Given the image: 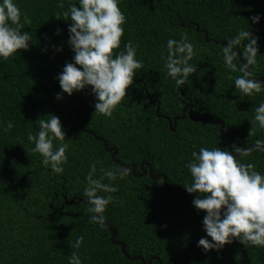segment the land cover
Here are the masks:
<instances>
[{
  "label": "trees",
  "instance_id": "1",
  "mask_svg": "<svg viewBox=\"0 0 264 264\" xmlns=\"http://www.w3.org/2000/svg\"><path fill=\"white\" fill-rule=\"evenodd\" d=\"M63 2L61 9L60 0H16L21 23L24 13L31 21L22 31L30 32L33 42L28 50L0 59V121L13 123L8 132L0 130V264H69L72 251L80 253L83 264H142L128 260L112 244L110 228L117 231V239L125 243L132 257L157 256L164 264H228L229 245L219 252H205L198 246V240L206 237V213L198 212L176 191L162 184L155 187L150 179H137L130 172L123 179H105L119 189L111 194L115 200L104 213L108 226L91 222L83 197L90 163L99 161L114 169L120 166L81 125L86 119V129L105 138L108 147H116L117 158L124 165L148 161L168 176L169 183L182 187L191 179L185 163L192 159L193 151L228 148L233 137L225 138L216 126L189 119L180 121L178 132H172L156 116L144 84L151 98L161 102L160 114H172L174 109L180 114L182 105L191 103L194 111L238 131L247 146L264 140V129L249 135L253 109L264 101V92L249 97L236 91L234 77L239 73H231L233 79H229L221 53L226 38L248 28L259 37V51L264 54V0H121L127 17L121 49L128 40L138 44L137 58L143 61V68L111 118L94 115L90 87L71 96L60 88L57 77L72 62L74 53L67 42L71 21L58 20L55 15L78 0ZM257 14L261 21L254 24L250 18ZM182 34L198 45V54L190 61L198 67L190 81L177 87L166 75L161 53L166 54L162 46L169 38L180 39ZM61 46L62 51L56 50ZM258 60L254 77L264 78V56L258 54ZM57 93L63 95L62 100L56 98ZM49 114L60 118L69 144L61 174H51V169L42 166L40 155L31 151L34 145L27 139L30 131H38L37 119ZM243 162L253 163L264 174V152L254 148ZM100 166L98 163L97 176ZM76 197L83 200L64 205L65 200ZM81 235V247L72 249L70 243ZM235 242L236 264H264V247Z\"/></svg>",
  "mask_w": 264,
  "mask_h": 264
},
{
  "label": "clouds",
  "instance_id": "2",
  "mask_svg": "<svg viewBox=\"0 0 264 264\" xmlns=\"http://www.w3.org/2000/svg\"><path fill=\"white\" fill-rule=\"evenodd\" d=\"M120 3L121 0H78L55 15L58 20L71 21L67 42L74 53L72 62L66 63L57 77L62 92L71 96L90 87L95 97L94 115L107 118H111L126 99L134 77L143 68V61L137 58L138 44L128 40L121 49L127 17ZM59 6L64 8L63 0ZM21 17L16 0H0V59L7 60L21 50H28L33 42L31 33L22 31L31 21L26 13L23 14V23ZM250 19L258 24L261 15ZM60 32L58 28L57 34ZM258 41L259 37L251 30L241 28L235 36L226 38L221 47L229 79H233L231 73H239L234 77V86L243 96L264 92V81L254 77V69L259 66L258 54L264 56L260 54ZM163 47H166V54L161 53L166 75L177 87L185 85L197 72L198 65L190 61L198 54V45L182 34L180 39L169 38ZM56 50L62 51V46ZM56 98L62 100L63 95L57 93ZM253 111L249 135H254L257 129H264V101ZM36 123L38 131L34 134L30 131L27 136L34 145L31 151L40 155L42 166L51 169V174L63 173L69 144L60 118L49 114L38 118ZM12 128L11 121H0L3 132ZM231 147V151L221 147H200L185 163L191 179L183 187L189 194L198 193L192 203L198 212L206 213L203 229L207 238L198 240V246L205 252H219L234 241L246 247H264V174L257 171L253 163L243 162L252 149L236 144ZM255 150L264 152V140L256 141ZM98 163L101 164L99 176ZM128 171L122 166L105 168L99 161L90 163L83 197L88 205L87 212L92 214L91 222L103 226L104 213L115 200L111 194L119 190L118 185L106 183L105 179H123ZM83 241L82 235L77 237L70 243L71 248L79 249ZM68 261L69 264H83L78 251H72Z\"/></svg>",
  "mask_w": 264,
  "mask_h": 264
},
{
  "label": "water",
  "instance_id": "3",
  "mask_svg": "<svg viewBox=\"0 0 264 264\" xmlns=\"http://www.w3.org/2000/svg\"><path fill=\"white\" fill-rule=\"evenodd\" d=\"M197 30H198V28H197ZM207 35H208V33L205 31V37H206V39H207ZM256 79H259V80H261V81H264V78H263V77H259V78H256ZM144 85H145V84H144ZM145 90L147 91V87H146V85H145ZM191 108H192V106L190 107V110H191ZM73 112H74L77 116H79V112H78V110H73ZM158 112H159V107L157 108V113H158ZM190 114H192V112H190ZM183 118H184V116H183V117H177V118L174 119V122H173L170 118H167V120L169 121L170 125H172V123H174V125L176 126V124H177V120H178V119H183ZM192 119H193L194 121H198V120H200V119H197V118H192ZM82 121H83V123H82V125H81V129H82V131H83V132H86V133H89L91 136L94 137V139H95L96 141H98V142H102L104 148L106 149V151L109 152V153H111V159H112V161H113L114 163H117L120 167H121V166H122V167H125V168H127L128 170H130V169L132 168V169H133V172L135 173V166H133V165H127V166H125V165L123 164V162H121L120 160H118V159L116 158V156H117V154H118V149H117V148H108V142H107V140H106L105 138H103V137H99V136L96 135L93 131H88V130L86 129L87 120H86V119H82ZM204 122H205V123H209V124L214 125V126H216V125H217V126H220V130H219V132H220V134H221L223 137H227V136L233 134V135L237 136V137L241 140V142H240L239 144H237V143H229V144H228V149H229L230 151L232 150V147H231V146H232L233 144H236L237 146H245V144H246V140L244 139V137H243L239 132H237V131H235V130H227V131H224V129H225V123H224L223 121L211 122L210 120H204ZM248 148H250V149H254V148H256V143H255V144H252V145H250V146H248ZM141 166H142V168H143V163L141 164ZM147 166L150 168V174L152 175V174H153V169H152V167H151L149 164H147ZM143 169H144V168H143ZM144 171H145V170H144ZM143 174H144V173H143ZM152 178H153L155 181H157V180H159V179H163V181H164V185H165L168 189L176 190V191L179 193L181 199L184 200V201H186V202H192L193 199L195 198V196L198 194V193H194V194H192L191 197H186V196L183 194V188H182V186H181V185H177V184L169 185L168 182H167V178H166L165 175H156V176H153ZM65 198H66V196H65ZM75 200H83V199H82V198H79V197H76V198H74V199H73L72 201H70V202H68L67 200H65L64 205H65V206H72V205H73V202H74ZM64 205H63V206H64ZM103 225L108 226L107 223H105V222H103ZM110 230H111V232H112V236H111V242H112V244H113L114 246H119L120 249H121L122 254H123L128 260H130V261H140L142 264H153V261H156V262H158L159 264H164V263L162 262V260H161L159 257H157V256H151V257H149L148 260H146L144 257H142V256H138V255H137V256H133V257L130 256V254L126 251V245H125V243L122 242V241H117V240H116V237H117V231H116L115 229H112V228H110ZM235 245H236V242H235V241H234L233 243L229 244V249H228V252H227V255H226V260H227L228 264H236V263L234 262V260H233V254H234V252H235Z\"/></svg>",
  "mask_w": 264,
  "mask_h": 264
},
{
  "label": "flooded vegetation",
  "instance_id": "4",
  "mask_svg": "<svg viewBox=\"0 0 264 264\" xmlns=\"http://www.w3.org/2000/svg\"><path fill=\"white\" fill-rule=\"evenodd\" d=\"M138 82H141V83H143L142 82V80H140V81H138ZM144 89H145V85H144ZM145 93H146V95H147V99H148V102L153 106V107H155V109H156V116L158 117V118H162V119H164L166 122H167V124H168V128L172 131V132H178V128H179V122L180 121H187L188 119L190 120V121H194L192 118H197V119H200V120H198V121H194V122H203V123H205L204 122V120H210L211 122H216V121H222V120H219V119H212V116H209V115H206V113H198V112H196V111H194V109H193V105L191 104V103H185V104H183L182 105V109H181V113L180 114H178V113H176V109H174V111L172 112V114H167V113H164V114H160V109H161V102L158 100V99H154V98H151V96H150V93L148 92V90L146 91L145 90ZM192 106V108H191V110H190V107ZM159 107V112L157 113V108ZM190 112H192V114H190ZM184 116V118L183 119H178L177 120V124H176V126L174 125V123H172V125H170V123H169V121L167 120V118H170L173 122H174V119L175 118H177V117H183ZM224 122V121H223ZM225 123V122H224ZM214 126V125H213ZM216 127H217V130H218V132H219V130H220V126H217L216 125ZM227 130H233V129H226V124H225V129H224V131H227ZM236 131V130H235ZM238 132V131H237ZM233 137V138H231V139H229L228 140V142H227V146H228V144L229 143H237V144H239L240 142H241V140L237 137V136H235V135H233V134H231V135H229V136H227V137ZM226 138V137H225ZM239 147H244V146H239ZM245 147H248L247 146V144H245ZM110 148V147H109ZM111 148H116V147H111ZM118 153H119V151H118ZM118 155V154H117ZM116 158H117V156H116ZM118 159V158H117ZM118 160H120V159H118ZM121 161V160H120ZM122 162V161H121ZM143 163V168H142V166H141V164ZM124 164V163H123ZM147 164H149L151 167H152V169H153V174L151 175L150 174V168L147 166ZM127 165H133V166H135V173L133 172V169L131 168L129 171H128V173L130 172L131 173V175H133L135 178H137V179H150L153 183H154V186L155 187H158L160 184H162L163 186H164V188L165 189H168L165 185H164V181H163V179H159V180H157V181H155L152 177L153 176H156V175H165L166 176V178H167V182H168V184L169 185H174V184H177V183H174V184H172V183H169V178H168V176L162 171V170H159V169H155L153 166H152V164L150 163V162H148V161H140V163H139V165L137 166L136 165V163H133V162H131V163H128ZM127 165H125V166H127ZM145 170V171H144ZM144 173V174H143ZM177 185H181V184H177ZM182 186V185H181ZM183 188V187H182ZM168 190H171V189H168ZM173 191H176V190H173ZM177 192V191H176ZM178 193V192H177ZM183 194H184V189H183ZM178 195H179V193H178ZM185 195V194H184ZM198 195V194H197ZM186 197H191L192 196V194H190V196L189 195H185ZM179 197H180V195H179ZM181 198V197H180ZM116 240L117 241H121V240H118L117 239V237H116ZM123 242V241H122ZM139 256V255H138ZM151 257V256H150ZM148 259H149V257H148ZM148 259H146V260H148ZM154 262H156V261H153V264H154Z\"/></svg>",
  "mask_w": 264,
  "mask_h": 264
}]
</instances>
